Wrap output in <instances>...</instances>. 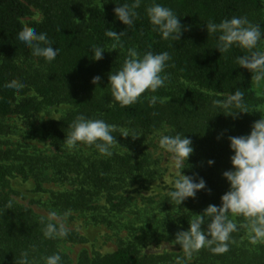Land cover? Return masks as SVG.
<instances>
[{"label": "trees", "instance_id": "trees-1", "mask_svg": "<svg viewBox=\"0 0 264 264\" xmlns=\"http://www.w3.org/2000/svg\"><path fill=\"white\" fill-rule=\"evenodd\" d=\"M30 2L40 9L43 15L40 21H25L32 11L22 0H0V118L17 114L30 119L47 108L63 104L72 109L51 123L52 142L59 148L53 155H12L0 150V264H17L25 252L31 264H44L43 258L54 253L61 255V264H74L61 244L87 242L79 232L67 228L64 236L45 238L49 220L15 199L17 194L8 179L14 172L33 174L34 192L49 193V202L55 210L92 213L93 219L100 223L108 221L107 217L102 218V210L110 214L125 211L129 200L125 196L127 189L139 183L147 172L150 158L144 151H118L113 147L109 157L90 147L95 149L94 160L63 154L60 149L66 145L69 124L78 114L115 125L117 130L112 135L117 142L122 139L124 128L146 134L166 130L165 135L180 133L192 141L194 152L188 159V175L196 176L197 182L202 177L206 188L181 205L168 195L160 200V207L177 213L171 224L172 239H176L177 232L187 230L189 223L198 219L209 205L220 206L222 195L230 187L223 177V172L232 167L228 138L249 134L252 124L261 118L264 80L259 84L253 82V74L237 63V57L251 54L247 50L234 46L227 53H220L215 48L218 34L209 36L206 23L218 24L225 18L260 13L264 0H156L180 17L183 34L179 41L162 39L153 31L146 14L153 0H141L140 7L135 9L138 18L130 28L116 18L114 9L131 5L134 0H103L102 7H88L86 0ZM24 27L47 33L52 46L59 48L54 61L49 63L33 56L31 49L17 40ZM107 28L125 35L116 41L105 35ZM93 46L105 49L103 59H92ZM129 49H135L139 56L148 51L154 54L166 51L171 60L165 69L164 87L154 93L146 91L134 104L120 107L111 96L109 74L122 67ZM21 61L37 63L43 69L28 73L20 66ZM96 76L101 78L98 86L92 83ZM13 80L25 85L18 94L5 87ZM236 90L243 92L244 103L252 113H241L234 119L219 106L213 107V101L222 103ZM30 92L35 95H28ZM18 96L22 99L16 103ZM153 96L157 98L155 104L151 103ZM3 132L0 127V133ZM10 160L13 161L10 165L5 163ZM209 160L215 163L210 166ZM45 182L67 188L46 190ZM101 201L104 206L99 204ZM228 218L238 226H245L231 234L228 250L222 254H214L205 247L194 252L191 259L183 251L144 255L139 238L122 242L114 252L104 256L90 257L82 252L76 264H178V258L181 264H264V241L251 242L253 234L247 219L232 214ZM207 223L205 217L202 227L206 228Z\"/></svg>", "mask_w": 264, "mask_h": 264}, {"label": "clouds", "instance_id": "clouds-1", "mask_svg": "<svg viewBox=\"0 0 264 264\" xmlns=\"http://www.w3.org/2000/svg\"><path fill=\"white\" fill-rule=\"evenodd\" d=\"M141 0H134L131 5L123 4L114 9L116 18L128 28L132 27L134 20L138 18L135 9L139 8ZM146 14L153 31L157 32L162 39L179 41L183 34V26L171 8L157 3L153 0L147 7ZM207 32L216 35V49L220 53H227L234 46L250 52V55L237 57L240 67L249 70L252 81L259 84L264 80V51H259L258 45L264 40V28L260 24H252L247 17H236L223 19L220 23L209 21L206 23ZM105 35L116 41L125 35V32L117 34L116 31L107 28ZM17 40L26 49H31L32 55L44 58L46 62L54 61L59 48L52 46L53 42L48 38L47 33H37L34 29L24 27L19 32ZM115 50V46H113ZM105 49L101 46H93L91 49L92 59L99 61L103 59ZM171 56L168 52L153 53L148 51L139 56L135 49H129L128 57L124 60L122 67L109 74L111 96L120 107H126L137 102L146 91L156 92L165 86L167 75L165 69ZM100 77H93L92 83L99 85ZM6 88L19 93L25 87L22 82L15 80L5 85ZM153 96L151 103H156ZM219 106L225 111V115L238 118L241 113H252L244 103L243 92L236 90L228 95L221 103L213 101V107ZM261 118L255 121L249 134L241 136H230L231 169L223 172L227 180L229 190L222 195L220 206L209 205L199 218L189 223V228L179 231L176 234V243L180 244L185 257L191 259L194 252L202 248H209L214 254H222L228 250V242L233 232L239 231L240 227L230 220L229 214L243 216L247 219L250 232L253 234L250 239L253 244L264 241V113L260 112ZM55 119V118H53ZM58 120V119H56ZM69 133L66 135L64 144L72 147L84 145L94 147L104 156H111L112 148L117 143L112 135L116 126L109 124L103 119L88 118L84 114H78L69 124ZM121 136L138 138L141 135L127 132ZM159 147L170 154L169 169L175 170L176 179L173 190L167 193L169 199L177 205H181L188 198H195L197 192L206 188V181L200 177L187 176L179 171L183 163L188 161L194 152L192 141L186 136L177 133L176 135H160ZM215 163L209 160L211 166ZM210 191V190H209ZM8 207H11V201ZM208 223L204 226V218ZM57 214L50 212L44 229V236L54 239L64 236L65 227L63 224L53 223ZM44 264H61V255L54 253L44 257ZM17 264H31L28 254L22 253V259ZM178 264L181 261L178 258Z\"/></svg>", "mask_w": 264, "mask_h": 264}, {"label": "rangeland", "instance_id": "rangeland-1", "mask_svg": "<svg viewBox=\"0 0 264 264\" xmlns=\"http://www.w3.org/2000/svg\"><path fill=\"white\" fill-rule=\"evenodd\" d=\"M22 1L29 4L32 11L25 21H40L43 17L40 9L34 4L31 5V0ZM86 1L88 7L103 6V0ZM247 19L252 24H260L264 28V9L260 13L248 15ZM257 50L264 51V40L259 43ZM20 66L28 73L43 69L37 63L23 61L20 62ZM184 83L186 86L193 87V84ZM28 95L33 96L35 93L30 92ZM21 99L22 97L18 96L16 103H19ZM71 109V106L63 104L47 108L30 119L17 114L0 118V127H3L5 131L0 133V150L9 151L12 155H53L59 151V148L52 142L51 123L58 121ZM121 132L135 133L128 128L121 129ZM136 134L141 136L135 139L131 136H123L114 145V149L146 152L150 158L147 172L143 173L139 183L127 189L125 196L129 200L124 212L110 214L102 210V218H108L105 223L96 222L92 213H62L55 210L49 202V193L34 192L36 183L33 174L21 175L14 172L8 178L11 189L17 194L14 195L15 199L19 203L31 207L36 213L47 218L50 212H55L57 218L54 222L63 224L67 229L76 230L87 239L85 244H61L62 250L71 257L74 264L77 263L82 252H87L90 257L104 256L114 252L122 242L127 243L139 238L138 242L144 255L176 254L183 251L181 245L170 236L172 219L176 218L177 213H169L159 204L160 200L174 188L176 179L175 170L169 169L170 154L159 147L160 135H165L166 130ZM60 150L63 154L85 156L91 160L97 158L95 149L92 150L84 145L72 148L65 145ZM12 162L10 160L5 163L10 165ZM1 164H4V161ZM187 168L190 172L188 161H185L179 171L189 176ZM43 187L53 191H62L67 188L55 182H45ZM99 204L105 205L103 201Z\"/></svg>", "mask_w": 264, "mask_h": 264}]
</instances>
